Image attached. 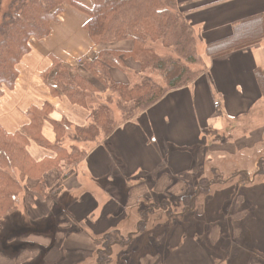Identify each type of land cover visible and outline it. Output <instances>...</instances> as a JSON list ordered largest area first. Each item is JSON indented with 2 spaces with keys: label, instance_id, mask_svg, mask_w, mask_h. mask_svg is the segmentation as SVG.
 I'll use <instances>...</instances> for the list:
<instances>
[{
  "label": "crops",
  "instance_id": "0c3cea01",
  "mask_svg": "<svg viewBox=\"0 0 264 264\" xmlns=\"http://www.w3.org/2000/svg\"><path fill=\"white\" fill-rule=\"evenodd\" d=\"M78 1L92 6L91 0ZM176 2L195 30L204 72L123 123L109 137L89 144L88 150L85 146L89 145L75 143L82 145L87 155L68 172L51 168L44 175L49 190L56 185L58 189L44 199L25 201L30 230H38L40 219L48 221L42 230L45 234L28 235L33 243L43 245L42 254H28L25 262L97 264L101 239L123 231L130 242L114 245L113 264H117L118 249H127L136 236L142 239L138 235L148 234L138 231L139 213L146 203L168 196L171 200L172 196L183 200L193 196L192 206L198 214L189 212L184 219L177 216L158 222L172 226L169 235L155 237L154 253L143 252L124 264H264V0ZM89 20L86 13L65 6L51 35L31 40V52L18 66L15 89L5 90L0 99V127L8 134L31 123L30 110L47 107L49 121L44 123L42 135L51 145L56 142L51 121H68L73 131L67 134L70 140L74 129L89 124L86 108L52 92L56 71L45 80L56 61L81 72L86 61L97 59L103 51L133 50L130 40L93 43L86 29ZM248 21L253 22L241 29ZM235 36H241L240 41L230 43ZM220 44L225 46L214 48ZM126 66L131 72L128 75L137 76V62L129 59ZM118 71L125 72L112 70L113 80ZM237 132H242L238 139L218 141L226 133ZM72 146L63 147L70 151ZM195 148L201 149V165ZM28 152L37 163L55 159L53 150L34 141ZM228 160L234 165L224 173L216 164ZM202 164L205 173L195 175L194 169ZM212 169L225 180L209 187L198 185ZM239 175L247 179L243 181ZM27 185L36 187L37 181L30 180ZM203 199L204 205L198 203ZM143 239L150 247V236ZM0 264L13 263L0 256Z\"/></svg>",
  "mask_w": 264,
  "mask_h": 264
},
{
  "label": "trees",
  "instance_id": "16d2710c",
  "mask_svg": "<svg viewBox=\"0 0 264 264\" xmlns=\"http://www.w3.org/2000/svg\"><path fill=\"white\" fill-rule=\"evenodd\" d=\"M91 1L92 6L88 7L78 0H0V99L5 90L15 89L18 66L31 52V40L49 37L65 6L74 7L90 17L86 29L96 45L133 42L130 53L107 50L97 59L86 61L82 67L85 74L56 61L45 76L47 80L55 70L52 92L89 111V124L74 129L71 137L74 143L86 145L98 142L101 136L109 137L123 123L150 109L170 91L191 84L205 68L198 74L192 69L195 65H204V62L197 54L195 30L179 11L176 0ZM253 21L246 22L241 29ZM239 37L235 36L230 43L239 42ZM129 59L140 65L136 74L140 78L129 84L115 82L112 70L129 72L126 66ZM86 74L90 76L86 77ZM49 109L30 110L31 123L15 134H8L0 127V223L16 211L19 195L27 185L23 186L24 183L37 181L40 187H44V175L60 157L66 154L70 164L75 165L87 155V151L77 145H73L70 152L63 148L62 143L72 131L66 120L50 122L56 133V142L54 145L47 142L42 130L44 123L49 121ZM31 141L53 150V162H35L28 152ZM190 204L193 205L191 201ZM104 237L106 247L99 252L97 264H113L111 246L119 242L110 233ZM129 242L130 238L125 243Z\"/></svg>",
  "mask_w": 264,
  "mask_h": 264
},
{
  "label": "rangeland",
  "instance_id": "374dc122",
  "mask_svg": "<svg viewBox=\"0 0 264 264\" xmlns=\"http://www.w3.org/2000/svg\"><path fill=\"white\" fill-rule=\"evenodd\" d=\"M197 54L198 56H200L198 48H197ZM203 67L204 65L203 63H201V64L193 66L192 69L195 71L196 74H198L199 72L203 70ZM117 73L118 75L114 77V81L121 82V83H134L136 80L140 78V76H135V75H133L132 77L128 75L127 72L118 71ZM156 75H154V78L156 80H160V78ZM116 117H117L118 122L120 123L118 114ZM244 126L247 128L252 127L251 124H246ZM73 134L74 133L71 134V137L73 136ZM241 135H242V132L234 133V135H231V136H229V134L226 133L225 136L220 137L218 141L220 143H229L235 139H238ZM100 138H103V136H101ZM71 144L75 145V143L72 142V139L70 140L69 138H67L65 139L64 143H62V146L70 148ZM78 146L81 148L82 145L78 144ZM91 146L92 145H89V147L85 146L86 150H88ZM195 149H196V152L197 151L199 152L197 159H199L198 163L199 165H201V161L203 159L201 155V149L200 150L198 148H195ZM65 160H67L66 154L60 157L59 162L51 164V168L58 169L63 174L68 172L75 165L70 164L68 160H67L68 162L64 163ZM236 162L240 163L238 159L236 160ZM199 165L197 168L194 169L195 175L196 174L202 175L203 173H205L203 172L204 171L203 164H202L203 167ZM216 165L224 173H229L230 171H232L234 162L232 161L230 162V160H228L222 165L219 163H217ZM236 165L237 164H235V166ZM261 166L264 167V163ZM209 173H211V175H208L209 177L203 178V180L201 179V181L198 182V185L202 187H207V186L209 187V186L217 185L218 182L225 180L218 175L215 176L216 170L212 169L209 171ZM238 173H241V172L239 171ZM238 173L236 174L238 175ZM16 174L17 176H19L18 171L16 172ZM239 176H241V180L243 181L247 179L246 178L247 176H244V175H239ZM27 182L24 183L23 186H25ZM28 185L25 186V191L29 190V192L26 193L23 190L19 195V201L17 204L16 211L9 217L5 218L0 223V256L7 258L13 264H43L42 261L39 259H32V260H29L28 262L24 261L27 259L28 254H31V256H33V254H36V253L42 254L44 250L43 245L39 243H33L32 238L28 237V235H30V233H36V234H38L39 232L44 233L42 232V230L45 225H48V221H46L45 219H40L39 220L40 222L38 223V226H39L38 230H34V231L30 230L29 226H31V224L30 222H28L27 224L28 216H27L25 201L26 200L30 201L32 199L34 200L37 198L44 199L50 196L49 195L50 193H55L58 189V185H56L55 187H52L51 190H49L48 185H45L44 187H40L41 185L39 186L37 184L36 187L32 185V188L31 186H28ZM30 191H34L38 194L35 195L34 193H31ZM153 197L156 199V194H154ZM172 197H173L172 200L169 199L170 196H168L166 199L159 198L161 200L149 201L142 207L139 213V220H141V224H140L141 226L138 227V231L142 233L148 232V234L138 235V236H141L142 239H139V237L136 236L137 239L135 240V242H133L131 246H128L127 249H125L126 247H123L122 249H118L117 254L115 256V262L117 264H124L129 258L136 259L143 252L146 253L147 251H149L150 253H154L151 247H154L156 244V243H153L154 240H156L155 237L157 235H161L165 237V236H168L169 233L171 232L172 226L166 225V223H164V225L159 224L161 220L164 222V220L168 218H173L177 216H180L179 219H184L186 218L185 216L189 212L198 214L199 211H195L196 209L193 208V206L190 204V201L192 200L193 196H190V197L187 196L185 198L186 200H183L182 196H180L179 199H174L176 198L174 196ZM183 202H185V204ZM203 202H204V199L202 201L198 200V203H203ZM19 209L20 211L18 212ZM202 209H203V206H202ZM50 227L52 231H54V228H55L54 222H51ZM110 235L114 236L115 240L118 241L119 243L127 244L125 243L128 240V236H129L127 232H123V231L111 232ZM144 236H150V238L153 240L151 241L152 243L150 247L145 246L143 244ZM105 242H106L105 237H103L101 239V249L99 250V252L105 249L106 247V245L104 244ZM114 245L111 246L112 252H113ZM98 256H99V253H98Z\"/></svg>",
  "mask_w": 264,
  "mask_h": 264
}]
</instances>
